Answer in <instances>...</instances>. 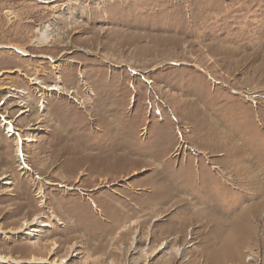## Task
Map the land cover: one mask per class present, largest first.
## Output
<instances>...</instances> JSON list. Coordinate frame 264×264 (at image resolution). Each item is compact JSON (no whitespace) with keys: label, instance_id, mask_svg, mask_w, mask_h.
<instances>
[{"label":"rangeland","instance_id":"rangeland-1","mask_svg":"<svg viewBox=\"0 0 264 264\" xmlns=\"http://www.w3.org/2000/svg\"><path fill=\"white\" fill-rule=\"evenodd\" d=\"M0 45V254L264 264V0H0Z\"/></svg>","mask_w":264,"mask_h":264},{"label":"bare ground","instance_id":"bare-ground-1","mask_svg":"<svg viewBox=\"0 0 264 264\" xmlns=\"http://www.w3.org/2000/svg\"><path fill=\"white\" fill-rule=\"evenodd\" d=\"M41 31V37L38 38L37 40H35V43L39 44V43H47L49 42L50 43V34L47 32V30H42L40 29ZM34 43V44H35ZM35 44V45H37ZM0 47H6V45H0ZM15 49L18 51V52H21L23 53L24 55H28L29 52L27 49L23 48V47H19V46H15ZM2 72H0V75H1ZM32 80H35L33 83L34 84H39L41 83V81L38 80L37 77H33ZM12 89L11 94L12 95H17V93H21L23 95H25L27 92L24 91V90H20V89H16V88H10ZM54 89H59V87H56V86H53V87H47L46 90H54ZM46 93V91H45ZM44 93V94H45ZM132 101H135V99H133ZM45 103V102H44ZM44 108V107H43ZM3 128L4 129H7L6 132L7 133H16L17 136L19 138H21V134L17 133L16 131V127H15V124L13 122V120H4V124H3ZM22 139V138H21ZM25 139H28V141H32L33 138H25ZM23 141L20 140V142L18 143V152H19V157H24V153H23V149H22V146H21V142ZM27 166V165H25ZM83 172V171H82ZM84 173H87L86 171ZM42 193V191H41ZM94 206L95 208H97V203L94 202ZM99 206V205H98ZM100 209V208H99ZM101 210V209H100ZM40 217L37 215L35 216L32 220H28V221H25V230L24 229H21L20 231H16L14 233H19V232H22V231H26L25 233L28 234V235H33V233L35 232H39L40 231V226H49L51 225L49 222L48 223H45L43 220L40 221ZM39 226V227H38ZM242 244V241H238V242H235V240L232 238V236L226 238L225 240V244L222 245V247L220 248L219 250V256H218V260H224L225 258H236V259H241V255H240V252H239V249H240V246ZM191 244H189L187 247H189ZM57 244H55V246L53 247V250L57 249ZM168 247V241H163L159 248L155 250V252L153 253H146L147 255V260L145 262V264H151L150 262V259L152 256L156 255L155 253H159L161 250H164ZM186 247V248H187ZM184 250H185V247L181 248V247H178L175 249V252L179 255H183L184 253ZM217 253V255H218ZM251 254H254L251 252ZM146 259V258H145ZM40 261H44V258H40L38 259ZM37 258H33L31 260H21V259H16V258H13V257H10V256H6V255H2L0 254V261L2 262H11V263H14V264H23L24 262L25 263H34L35 261H38Z\"/></svg>","mask_w":264,"mask_h":264}]
</instances>
